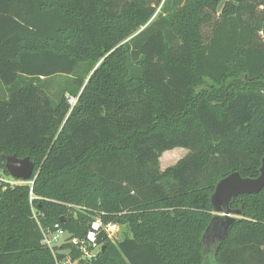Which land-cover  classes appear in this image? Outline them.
<instances>
[{
	"label": "trees",
	"instance_id": "1",
	"mask_svg": "<svg viewBox=\"0 0 264 264\" xmlns=\"http://www.w3.org/2000/svg\"><path fill=\"white\" fill-rule=\"evenodd\" d=\"M3 154L33 162L43 227L126 231L90 264H264V186L201 241L217 182L259 175L264 0H0V177ZM29 190L0 178V264H54Z\"/></svg>",
	"mask_w": 264,
	"mask_h": 264
},
{
	"label": "water",
	"instance_id": "2",
	"mask_svg": "<svg viewBox=\"0 0 264 264\" xmlns=\"http://www.w3.org/2000/svg\"><path fill=\"white\" fill-rule=\"evenodd\" d=\"M2 156L9 176L22 180L31 178L34 164L29 157L18 158L14 154H3ZM263 186L264 154L261 159L259 175L256 178H243L239 173L233 172L217 182L210 198L215 214L201 238L206 255L211 254L214 256L219 242L227 233L234 217L240 214L239 210L229 208L230 200L241 193H256Z\"/></svg>",
	"mask_w": 264,
	"mask_h": 264
},
{
	"label": "built area",
	"instance_id": "3",
	"mask_svg": "<svg viewBox=\"0 0 264 264\" xmlns=\"http://www.w3.org/2000/svg\"><path fill=\"white\" fill-rule=\"evenodd\" d=\"M76 99L68 98L71 105L75 104ZM1 172V171H0ZM9 186L27 184L30 186L29 203L32 217L37 222L42 234L41 243L50 251L54 264H90L101 249L97 243V237L104 233L107 238L115 242L120 226L115 223H103L100 219L95 218L89 224L84 236L81 238L73 236L70 232L64 230L58 223L43 227L39 221L38 209L33 205L35 199L31 186L32 180L15 179L11 176L0 177Z\"/></svg>",
	"mask_w": 264,
	"mask_h": 264
},
{
	"label": "rangeland",
	"instance_id": "4",
	"mask_svg": "<svg viewBox=\"0 0 264 264\" xmlns=\"http://www.w3.org/2000/svg\"><path fill=\"white\" fill-rule=\"evenodd\" d=\"M98 65V63H97ZM88 64L87 63H83L80 67H87ZM60 80L65 83L66 82V79H61ZM57 87L56 86H53V89L51 88V90H55ZM53 100L54 102H56V98L53 97ZM168 153H163L161 156H160V167L162 169H164L165 167L167 166H170L172 164H174L177 160H179L181 157H183V155L185 154V151L186 149H184L183 147H177L175 149H172V150H167ZM165 151V152H167ZM125 230L122 228H120L119 232L117 233V236H116V240L115 241H118L120 239H122L123 235L125 234ZM123 233V234H122Z\"/></svg>",
	"mask_w": 264,
	"mask_h": 264
},
{
	"label": "crops",
	"instance_id": "5",
	"mask_svg": "<svg viewBox=\"0 0 264 264\" xmlns=\"http://www.w3.org/2000/svg\"><path fill=\"white\" fill-rule=\"evenodd\" d=\"M176 148H177V147H176ZM174 149H175V148H174ZM184 149H185V148H184ZM171 150H172V149H171ZM163 153H164V154H165V153H168V151H167V152H163ZM163 153H162V154H163ZM186 153H187V150L185 151V154H186ZM185 154H184V155H185ZM184 155H183V156H184ZM161 169H162V168H161Z\"/></svg>",
	"mask_w": 264,
	"mask_h": 264
}]
</instances>
